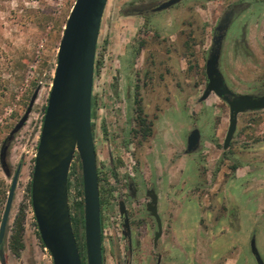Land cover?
Returning a JSON list of instances; mask_svg holds the SVG:
<instances>
[{"label":"rangeland","instance_id":"1","mask_svg":"<svg viewBox=\"0 0 264 264\" xmlns=\"http://www.w3.org/2000/svg\"><path fill=\"white\" fill-rule=\"evenodd\" d=\"M75 1L0 0V79L6 84L0 90V151L39 90L27 122L9 145L10 177L0 161V224L13 175L22 166L0 264H53L39 235L31 181L58 49ZM168 1L109 0L102 21L93 132L104 201V264H117L116 255L128 254L116 203L122 194H130L129 182L139 189L128 204L140 236L132 264H156V255L162 257L161 264H217L208 260L224 254L237 256V264H258L250 241L256 237L264 261V110L240 114L231 145L224 150L230 108L214 93L205 101L200 98L208 83L206 62L215 29L231 9L236 15L223 41L220 71L234 93H264V0H179L155 11ZM136 99L150 125L146 138ZM193 129L202 135L195 152L198 183L183 188L187 193L182 194L196 202H158L163 235L154 246L157 225L148 215L147 191L177 182L184 171L186 180L188 173L193 176L191 167H182ZM81 177L76 155L68 185L73 218L83 202ZM20 222L24 248L16 256L12 238ZM75 234L86 264L84 224ZM230 241L235 244L228 250L216 251L214 244ZM193 245L194 259L188 260Z\"/></svg>","mask_w":264,"mask_h":264},{"label":"water","instance_id":"2","mask_svg":"<svg viewBox=\"0 0 264 264\" xmlns=\"http://www.w3.org/2000/svg\"><path fill=\"white\" fill-rule=\"evenodd\" d=\"M108 1H75L60 41L52 88L37 146L31 181V203L41 241L49 251L53 264H83L73 230L68 194L70 169L76 155L79 157L82 172L86 264H104L101 199L92 116L97 49ZM178 2L179 0H170L155 11L164 10ZM223 40L224 35L215 36L213 39L206 62L208 83L200 101H205L214 93L228 104L229 127L223 144V149L227 150L237 130L238 116L264 110V93L236 94L228 88L220 71ZM38 91L37 89L33 94L27 111L1 147L0 161L8 177L11 176L7 163L9 145L14 135L27 122ZM200 142V131L192 130L187 138L186 152L197 151ZM21 168L19 165L13 175L0 224L1 258L4 256L3 243ZM148 196L151 201L147 204V209L155 217L158 226L154 239L157 245L163 234L158 197L153 190ZM121 213L125 216V235L130 237V223L124 203H121ZM250 246L257 263L264 264L255 236L252 237Z\"/></svg>","mask_w":264,"mask_h":264},{"label":"flooded vegetation","instance_id":"3","mask_svg":"<svg viewBox=\"0 0 264 264\" xmlns=\"http://www.w3.org/2000/svg\"><path fill=\"white\" fill-rule=\"evenodd\" d=\"M235 15H236V11L234 9H231L230 11H227L225 13L223 19H221L219 21V25L218 26L220 28H218V26H217L216 29H215V33L217 34L216 36L224 35V39L226 38V36L228 34V31H229V28L231 26V23H232ZM224 26L226 28H224ZM98 177H99V172H98ZM99 188H100V177H99ZM128 189L130 190V194L129 193H127V195L122 194L121 195L122 199L118 200L117 203H116L117 204V209L119 211L118 213H119V215L121 217V220H122V223H121L122 225L121 226H122L123 237H124V239L126 241V246H127L126 248L128 250V254L124 255L123 257H121V255H116L117 264H132L133 255H134L135 252H137L138 247L140 246V236L136 233V231L134 229V223H133L134 221H133V218L131 217V210H130V208L128 206L129 200L130 201L135 200L136 193L138 192V187H137L136 184H134L132 182H129ZM150 191L151 190L147 191V196H148V193ZM100 199H101L102 249H103V240H104V234H105V227H104L105 226V219H104V210H103L104 201L101 198V188H100ZM149 199H150V197H149ZM150 201H151V199L149 200V202ZM121 203H124V207H125L126 212H127V218L129 220V223H130V237H126V235H125V227H124L125 216L121 213ZM109 204L112 205V207H110V209L112 211H114L115 209H113V208H114V204L115 203L113 202V200H110ZM148 215H149V217L151 219L154 220V222L157 225V221H156L155 217L152 216V214L149 211H148ZM136 230H138L137 226H136ZM157 230H158V226H157ZM156 232H155V234H156ZM155 234H154V238H153L154 246H156V244L154 243ZM82 261H83V258H82ZM161 263H162V257L160 255H156V264H161Z\"/></svg>","mask_w":264,"mask_h":264},{"label":"crops","instance_id":"4","mask_svg":"<svg viewBox=\"0 0 264 264\" xmlns=\"http://www.w3.org/2000/svg\"><path fill=\"white\" fill-rule=\"evenodd\" d=\"M201 137H202V135H201ZM200 144H201V142H200ZM197 151H195V152H197ZM195 152L187 153L185 151L187 158L183 160V165H182L183 169L186 165L191 167V170H193L192 171L193 176H190V174L188 173L187 174V180H186L184 178L185 176H183L186 172V171H184V173L182 172L183 175H181L180 179H178L177 182H175V183L170 182L169 184L163 183L162 185H160V190H155L154 188L151 189L156 193V195L158 197V202H161L162 198L165 200V202H168L171 204H179L180 206L184 205V204L188 205V203H195L196 202L194 200L193 196L189 199V197L186 194H182V193H187V192H184L183 188L188 187V188L192 189L198 183V179L196 178L198 176V175H196V173L198 172L197 159L196 158H198V157L195 155L196 154ZM138 192H139V189H138ZM180 206L177 205V208L178 207L180 208ZM172 218L173 217H171V221H172ZM170 223H172V222H170ZM239 233H240V239H242L243 238L242 229L239 230ZM236 242H237V240H236ZM232 244H235V243H231V241H230V243L226 244V245H221V244L216 243V244H214V246H215V249L217 252H222V247H225L224 250H226V249L228 250ZM238 245L242 246V244H240V243ZM193 251H194V245L192 247H190L187 251L188 260L190 259V257H191V260L194 259V252ZM236 257L228 256L227 254H224L222 259L208 260V262L217 263V264H237V258Z\"/></svg>","mask_w":264,"mask_h":264},{"label":"trees","instance_id":"5","mask_svg":"<svg viewBox=\"0 0 264 264\" xmlns=\"http://www.w3.org/2000/svg\"><path fill=\"white\" fill-rule=\"evenodd\" d=\"M67 22V21H66ZM65 22V25H66ZM6 88V84L4 82V80L0 79V90L2 89L3 91ZM135 103L137 105V113H138V122L140 125V130L143 133V136L146 138L147 136L150 135V125L147 122V116L144 113V109L143 106H141V100L140 99H136ZM93 105H94V98H93ZM256 113V112H254ZM94 115V113H93ZM93 118V116H92ZM93 126V123H92ZM234 168L236 169L237 166H234ZM81 182V186H82V177L80 179ZM78 208V214L75 218L72 217V224H73V230H74V234L77 232L79 235V230L81 228V226L84 224V214H83V202L79 203L77 205ZM23 226H22V222H20V224L17 225L16 231L13 235L12 238V250L15 253L16 256H19L21 254V251L24 248V244H23ZM76 237V234H75ZM77 239V238H76ZM82 247H85V244L82 245ZM83 264H85V262L83 261Z\"/></svg>","mask_w":264,"mask_h":264},{"label":"built area","instance_id":"6","mask_svg":"<svg viewBox=\"0 0 264 264\" xmlns=\"http://www.w3.org/2000/svg\"><path fill=\"white\" fill-rule=\"evenodd\" d=\"M131 161H133V160L131 159Z\"/></svg>","mask_w":264,"mask_h":264}]
</instances>
